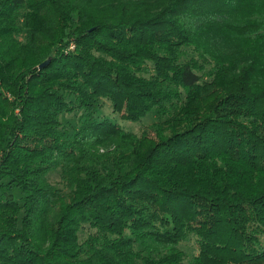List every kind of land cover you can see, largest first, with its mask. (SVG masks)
Masks as SVG:
<instances>
[{
  "label": "trees",
  "instance_id": "obj_1",
  "mask_svg": "<svg viewBox=\"0 0 264 264\" xmlns=\"http://www.w3.org/2000/svg\"><path fill=\"white\" fill-rule=\"evenodd\" d=\"M0 264H264V0H0Z\"/></svg>",
  "mask_w": 264,
  "mask_h": 264
},
{
  "label": "rangeland",
  "instance_id": "obj_2",
  "mask_svg": "<svg viewBox=\"0 0 264 264\" xmlns=\"http://www.w3.org/2000/svg\"><path fill=\"white\" fill-rule=\"evenodd\" d=\"M106 107L107 108L104 109L103 113L109 114V112H111V109L109 105H106ZM109 116L111 117L112 115L110 114ZM64 118H65L64 121L66 123L74 124L76 121H78V118L74 114H68ZM117 121L122 126V128L130 132L136 133V134H140L143 130H148L151 134H153L151 126L156 122L153 114H150L147 118H145L140 123H131V122L123 121L121 119H117ZM51 181L53 183H57L59 181V177L57 173L51 176ZM182 247L189 256L195 253V249L192 243L184 244L182 245Z\"/></svg>",
  "mask_w": 264,
  "mask_h": 264
},
{
  "label": "water",
  "instance_id": "obj_3",
  "mask_svg": "<svg viewBox=\"0 0 264 264\" xmlns=\"http://www.w3.org/2000/svg\"><path fill=\"white\" fill-rule=\"evenodd\" d=\"M49 62V60L48 61H46L45 63H43L41 66H40V68H42V67H44V66H46V64Z\"/></svg>",
  "mask_w": 264,
  "mask_h": 264
}]
</instances>
